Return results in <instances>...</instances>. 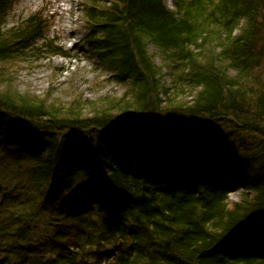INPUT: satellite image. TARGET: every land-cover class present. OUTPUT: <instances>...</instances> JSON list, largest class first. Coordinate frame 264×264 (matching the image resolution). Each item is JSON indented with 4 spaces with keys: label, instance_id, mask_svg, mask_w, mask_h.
Masks as SVG:
<instances>
[{
    "label": "trees",
    "instance_id": "trees-1",
    "mask_svg": "<svg viewBox=\"0 0 264 264\" xmlns=\"http://www.w3.org/2000/svg\"><path fill=\"white\" fill-rule=\"evenodd\" d=\"M14 3L0 0V264H264V0H87L86 49L127 87L87 114L10 86L30 52L72 56L39 48L37 14L7 29Z\"/></svg>",
    "mask_w": 264,
    "mask_h": 264
},
{
    "label": "rangeland",
    "instance_id": "rangeland-1",
    "mask_svg": "<svg viewBox=\"0 0 264 264\" xmlns=\"http://www.w3.org/2000/svg\"><path fill=\"white\" fill-rule=\"evenodd\" d=\"M86 1L15 0L8 16L7 29L19 27L25 20L37 14L45 23L47 36L45 40L37 42L39 48H42L45 41L52 42L54 46L63 48L72 56L70 59L55 56L52 49L30 52L18 62L19 71L11 77L12 89H19L23 93L31 91L41 99H49L63 105L65 109L79 106L85 114L103 108L109 100H116L127 91V87L117 82L110 71L97 63L95 56L86 49L87 30L82 8ZM173 1L166 0V5L174 8ZM209 40H214V35ZM201 48H204L205 53L218 52L217 45L206 44ZM148 49L158 65L163 68L162 83L169 88L171 95L175 91L172 71L166 67L164 60L160 59V52L155 46L149 45ZM5 87L6 85L2 88ZM184 96L185 93H178L176 99L180 100ZM186 96L192 99L190 90L186 91ZM227 156L222 154V157L229 158ZM234 163V159L228 160L230 168L235 165ZM229 180L239 182L236 174H232ZM232 190L229 198L231 203L239 200L242 191L237 183Z\"/></svg>",
    "mask_w": 264,
    "mask_h": 264
}]
</instances>
